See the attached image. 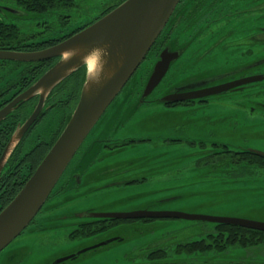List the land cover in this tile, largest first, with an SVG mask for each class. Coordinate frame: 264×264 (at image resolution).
<instances>
[{
    "label": "flooded vegetation",
    "instance_id": "flooded-vegetation-1",
    "mask_svg": "<svg viewBox=\"0 0 264 264\" xmlns=\"http://www.w3.org/2000/svg\"><path fill=\"white\" fill-rule=\"evenodd\" d=\"M10 1L14 3V9L0 6V15H14V21H0V51L33 53L61 43L124 0L107 7L100 16L86 23L70 29H59L52 35L47 34V29L35 32L33 28L41 24L39 22H59L62 17H68L66 11L73 7L71 0H62L53 5L49 0ZM40 5L45 7L40 9ZM65 24L66 21L60 22L62 26ZM21 26H29L30 30L26 31ZM165 48L174 53L169 69L172 68L175 76L166 80L163 87L155 91L164 80L168 69L152 92L142 97L154 64L160 60ZM260 54H264V0H179L143 60L118 93L119 95L125 88L129 89L124 96V103L120 105H123V109L106 110L98 119L37 214L43 213L38 219L36 214L29 223L34 225L30 236L41 237L52 233H63L64 236L67 229H72L68 233L69 241L76 243L92 239L95 243H101L109 240L111 234L123 233L125 228L122 226L125 225L148 224L156 219H176L79 217L82 211H97V208L88 205L82 208L81 213L70 212L56 218L66 220L51 232H46L45 228L39 226V222L52 211L60 199L67 201L72 199L69 197L77 199L88 194L83 198L86 200L87 197H93L85 203L88 204L97 201L96 196L109 198L103 190L111 186H117L116 191L119 196L124 193L122 196L127 195L126 189L127 193L131 192L130 187L152 184L155 180L159 182L161 175L157 167L169 164L168 159L162 158L163 149L173 155L176 150L186 152L182 159L186 164L231 167L222 174L231 178L238 179L248 175L255 179L264 177V156L256 152L264 153V99L259 100L260 90L257 87L258 82L264 79L255 78V81L229 88L226 92L192 100L168 103L161 100L172 90L192 91L257 77L259 65H264V56L260 58ZM57 60L58 57L37 61L0 59V67L5 69L3 71L0 68L3 71L0 74V111L15 101ZM81 84L77 72H72L45 95L42 103L39 95H35L15 104L11 112L0 119V157L14 137V145L0 170V208L5 201V195L9 197L13 191L21 189L57 139L79 100ZM248 89L251 91L250 96L254 98L252 109L255 110L251 111L252 115L248 113L250 110L242 109L239 114L236 111L237 122L226 121L232 119V115L226 116L225 120L214 121L210 114L201 110L212 98L225 97ZM142 105L150 109L138 110ZM158 105L161 108L154 109ZM38 107L39 111L31 123L21 132ZM220 124H231L232 127L223 137L215 135L211 130L207 132L203 129L200 132L202 127L215 129ZM189 128L195 130L189 132ZM140 145L149 152L141 154L139 158L131 157L130 151H136ZM152 154L156 158L146 157ZM122 155L129 158L120 157ZM158 189L160 188L154 191L157 192ZM91 192L97 194L93 195ZM79 201L75 200L71 205ZM114 205L121 207L119 211L150 206L144 202L131 208H126L122 203ZM223 225L220 231L212 223V229L205 232L204 238L178 243L174 250L163 248L157 242L144 245H128L127 242L120 252H116L117 248L111 249L119 244L109 243L95 249V253L105 251L106 257L96 258L87 264H131L132 255L144 262H157L168 257L170 253L199 256L210 253L215 257L230 250L236 253L234 261L217 264H264V261H256L258 255L261 256L259 247H264L263 242L228 237L225 229L239 226ZM12 256L9 255L8 258H13ZM15 262L14 260V264H17Z\"/></svg>",
    "mask_w": 264,
    "mask_h": 264
},
{
    "label": "water",
    "instance_id": "water-1",
    "mask_svg": "<svg viewBox=\"0 0 264 264\" xmlns=\"http://www.w3.org/2000/svg\"><path fill=\"white\" fill-rule=\"evenodd\" d=\"M178 1L179 0H124L89 26L53 47L33 53L0 51V59L37 61L58 57L57 62L51 66V68L46 70L31 86L22 92L15 101L9 103L0 111V119L10 113L15 104H20L35 95H39L40 103H42L45 95L55 85L72 72H75V67L70 66L80 65V58L94 46L107 48L109 56L105 67L106 71L113 73L111 79L101 86L88 88L82 83L79 100L54 144L18 193L0 211V252L24 231L44 205L84 139L92 131L102 114L108 110L114 98L118 95L143 60L147 51L166 24ZM68 48L76 49L77 55L71 60L63 62L61 53ZM173 60L174 53L169 51L168 48H165L161 53L160 60L154 64L152 72L147 79L142 97L147 96L159 84ZM255 78L262 80L264 76L248 77L243 80L231 83L227 82L206 88L203 87L192 91H183L182 89L172 90L169 94L163 96L161 100L168 103L192 100L211 94H220L226 92L229 88H235L245 83L255 81ZM115 110H122V106L120 109L118 108ZM38 111L39 107L25 123L21 132L31 123ZM11 144H14V137L10 140L0 157V170L6 155L10 152V148H12L10 147ZM256 152L264 156V153L260 151ZM165 153L166 152H163L162 155ZM159 154L157 155L159 156ZM146 157H155V154ZM165 165L168 164H163L162 166ZM157 169H159V171L162 170L160 166L157 167ZM149 194L152 195V192ZM173 198H180V196L176 195ZM151 200L153 202H148L147 204L153 207L157 203L162 202L163 199L156 201H154V199ZM113 206L117 207L113 204L109 205V207H103L102 209L98 208L97 211L87 212L85 210L82 211V213L80 212L81 214L79 217L109 219L136 217L176 218L233 225L264 232L263 221L236 217L188 214L174 211H158L151 209L150 206L131 211H114L112 210ZM123 233H125V231H123ZM123 233L111 234L109 240L101 243H95L92 239L83 240L75 247L68 249L66 253L57 254L55 257L39 264L76 263L84 256L95 253V249L97 250L99 247L109 243L123 244L127 241V237H125ZM14 260H17L15 255Z\"/></svg>",
    "mask_w": 264,
    "mask_h": 264
},
{
    "label": "rangeland",
    "instance_id": "rangeland-1",
    "mask_svg": "<svg viewBox=\"0 0 264 264\" xmlns=\"http://www.w3.org/2000/svg\"><path fill=\"white\" fill-rule=\"evenodd\" d=\"M120 1L121 0H71L73 7L66 11L68 12V17H62V20L59 22L58 20H52L48 23L39 22L41 24L35 25L33 29L35 32L47 29V34L52 35L59 29L74 28L100 16L104 9ZM0 6L8 8L9 10L14 9V3L10 0H0ZM7 14L8 16L0 15V21H14V15ZM61 21H66V24L63 26L60 25ZM21 28L26 29V31L30 30L29 26H21ZM263 56L264 54L259 55L260 58ZM1 69L3 71L5 70L4 68ZM1 69L0 74L3 73ZM256 73H258V75H263L264 65H259ZM174 76L172 68H170L164 80L155 91L160 90L165 81L169 79L171 80ZM257 87L260 90L258 98L259 100H263L264 81L258 82ZM128 90V88H125L119 95H117L115 101L108 107V110L120 109V105L124 103V96L127 94ZM250 93L251 91L248 89L237 94L234 93L225 97L212 98L211 102L206 107L201 108V110L210 114L214 121L225 120L226 116L232 115L233 118L226 119V121L229 122L233 120L237 122L238 116L236 117L235 115L236 111L239 114V111L242 109L246 111L250 110L248 113L252 115L251 111L255 110L252 109V101L254 98L250 96ZM160 106L161 105H158L154 109H160ZM144 108L150 109L145 107V105H142L138 110H144ZM192 129L189 128L188 131L193 132ZM203 129L207 132L211 130L215 135L223 137L226 132L231 131L232 127L231 124H220L219 127H216L215 129L207 126L205 128L202 127L200 132H202ZM251 132L253 133L254 130ZM148 152L149 151L143 147V145H140L136 151H130V156L139 157L141 154L144 155ZM163 152H165V149H163ZM185 153L186 152L184 151L176 150L174 155L176 157H181L184 156L183 154ZM120 157L129 158L127 155H122ZM181 164L184 163L181 162ZM179 167L184 171L188 170V177L187 179L176 183L164 180L161 177L159 182L155 180L152 184L130 187L131 192L127 193L126 189L127 195L122 196L121 194L124 193H121L119 196V193L116 191L118 190L117 186H111L103 190V192H107L104 194L109 196V198L103 199L101 196H96L97 201L94 200V202L88 204L85 203L93 198L87 197L86 200H83L88 194L81 195L77 197V199L76 197H69L72 199L67 201L60 199L58 204L52 208V211L49 214H46L45 218L39 222V226L45 228L44 230L46 232H51L57 228L58 224L66 220L56 218L62 215H68L70 212L78 213L82 211L83 207L88 205H92L97 209H102L103 207L113 205V203H122L126 208H131L134 205H141L143 202L148 203L151 199H163L162 202L150 207L151 209L158 211L236 217L264 222V177L255 179L252 175H248L238 179H229L205 167L191 166L190 164L179 165ZM174 187H176V189ZM156 188L160 189H158L157 192H154ZM150 192H152V195L149 194ZM91 193L93 195L97 194L95 192ZM176 195L180 196V198H173ZM75 200L80 201L71 205ZM112 210L118 211L121 210V207L113 206ZM42 213L37 214L36 219H38ZM122 227L125 228V233L123 234L127 237V241L111 249L113 250L117 248L116 252H120L123 247L126 246L125 243L127 242L128 245L139 243L144 245L157 242V244L163 246V248H172L174 250L178 243L204 238L205 232L212 229V223L196 220L156 219L148 224H130ZM32 229H34V225L31 224L27 226L21 235L15 238L14 241L0 252V264H14V255L16 256L17 260L15 263L17 264H39L55 257L57 254L66 253L68 249L75 247L79 243L67 240L68 233L72 229H67L64 236L62 235L63 233H52L51 235H42L41 237H31L30 233L33 232L31 231ZM23 238L26 239L23 240ZM53 246L55 247L52 248ZM259 250L261 256L258 255L256 261L262 262L264 261V247H259ZM234 254H236L234 250L219 254L215 257L210 253L203 256L170 253L168 257L157 262H144L138 258H133L132 255L131 264H217L219 262L224 263L234 261ZM9 255H13V258H8ZM106 256L107 253L105 251L91 253L72 264H87L91 260L101 257L104 258Z\"/></svg>",
    "mask_w": 264,
    "mask_h": 264
},
{
    "label": "trees",
    "instance_id": "trees-1",
    "mask_svg": "<svg viewBox=\"0 0 264 264\" xmlns=\"http://www.w3.org/2000/svg\"><path fill=\"white\" fill-rule=\"evenodd\" d=\"M35 1H38V0H35ZM49 1L51 2V5H53L54 3L62 2V0H49ZM44 7L42 5L38 6V8H40V9L44 8ZM109 10L110 9L106 10L104 13L108 12ZM4 30H6V29H4ZM36 73H37V71H35V73H34L37 77L38 74H36ZM36 80H34V81H36ZM80 83H82V82H80ZM81 86H82V84H81ZM67 121H68V119H67ZM67 121H66V123H67ZM162 157L165 159H169V164L162 166L161 167L162 170L159 171V174L161 175V177L164 180H169L171 182L176 183L178 181H182L184 179H187L188 170L184 171L179 167V165L186 164V163H184L186 161L182 160L184 157H176L175 155L172 154V152H167V153L163 154ZM181 162L184 164H181ZM191 166L205 167V168L211 169L214 172L219 173L220 175H222L226 169L231 168V167H224V166H204V165H202V166L191 165ZM222 176H225L226 178H229V179H235V178L229 177L228 175H222ZM22 184L23 183H21V185ZM9 191H11V190H9ZM17 191L18 190H16L15 192L13 191L9 197H8V195H5V201L2 204L0 211L4 208V206H6L9 203V201L14 197V195L17 193ZM222 226H224V225L223 224H216V227L219 228L220 231H221ZM225 232H226L228 237H233V238L241 239V240H250V241H254L256 243L257 242H263L264 243V233L263 232L249 230V229H245V228H241V227H228L225 229ZM168 264H193V263H168Z\"/></svg>",
    "mask_w": 264,
    "mask_h": 264
},
{
    "label": "clouds",
    "instance_id": "clouds-1",
    "mask_svg": "<svg viewBox=\"0 0 264 264\" xmlns=\"http://www.w3.org/2000/svg\"><path fill=\"white\" fill-rule=\"evenodd\" d=\"M77 55V50L68 48L63 50L61 58L63 62L71 60ZM109 52L106 47L94 46L84 56H82L81 64L75 67L77 78L85 87L92 88L93 86H101L109 79L113 73L106 71L107 58Z\"/></svg>",
    "mask_w": 264,
    "mask_h": 264
},
{
    "label": "bare ground",
    "instance_id": "bare-ground-1",
    "mask_svg": "<svg viewBox=\"0 0 264 264\" xmlns=\"http://www.w3.org/2000/svg\"><path fill=\"white\" fill-rule=\"evenodd\" d=\"M12 145H14V144H11V146H10V147H12Z\"/></svg>",
    "mask_w": 264,
    "mask_h": 264
}]
</instances>
